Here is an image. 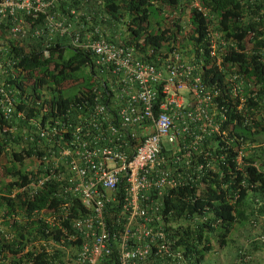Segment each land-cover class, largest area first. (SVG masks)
<instances>
[{
  "label": "trees",
  "instance_id": "trees-1",
  "mask_svg": "<svg viewBox=\"0 0 264 264\" xmlns=\"http://www.w3.org/2000/svg\"><path fill=\"white\" fill-rule=\"evenodd\" d=\"M261 6L248 0H60L49 8L64 13L82 37L89 32L96 37L98 28L157 67L177 52L179 62L191 65V74L198 73L213 92L208 107L218 131L205 133L195 147L185 132L175 147L161 148L170 158L165 166L178 169L186 181L160 197L168 251L152 255V264H264ZM0 43L7 48L0 83L14 102V116L0 109V264H74L84 235L73 219L86 208L53 176L58 146L40 135V127L57 120L70 130L95 96L115 117L114 74L95 62L92 50L73 45L67 33L48 42L45 35L19 40L0 23ZM192 108L193 102L183 111ZM18 111L23 115L16 117ZM187 150L188 164L185 157L174 162L172 156ZM25 158L34 166H24ZM115 193L105 214L108 224L118 227L123 182ZM160 243L156 239L152 248ZM112 258L115 254L102 257L99 264Z\"/></svg>",
  "mask_w": 264,
  "mask_h": 264
},
{
  "label": "built area",
  "instance_id": "built-area-1",
  "mask_svg": "<svg viewBox=\"0 0 264 264\" xmlns=\"http://www.w3.org/2000/svg\"><path fill=\"white\" fill-rule=\"evenodd\" d=\"M59 1L0 0V23H6L9 35L19 40L45 35L48 42L55 34H69L73 45L93 51L97 64L111 67L108 72L114 74L119 89L115 117L95 96L88 113H77L80 121L70 125V130L57 120L40 127V135L53 138L58 146L50 168L53 176L62 180L64 192L77 196L86 208L83 216L73 219L84 235L74 264H99L102 257L112 254L116 259L103 264H152V255L168 251L160 197L186 181L178 169L173 172L165 166L170 158L161 148L175 147L185 132L191 136L189 146L195 147L205 133L218 131L219 122L212 120L208 107L213 92L198 73L191 74V65L179 62L177 52L160 68L137 57L132 45L110 41L98 28L99 35L89 32L83 38L59 9L49 11ZM248 1L262 2L260 12H264V0ZM6 49L0 43V68ZM190 100L193 108L184 112ZM74 105L80 107L77 102ZM0 109L7 117L14 116L13 98L2 83ZM21 115L16 112V117ZM189 153L172 158L177 162L185 157L188 164ZM48 176L40 177L39 183ZM122 182L124 194L115 218L120 226L114 227L108 224L105 209L117 199L115 191ZM156 239L161 243L152 248Z\"/></svg>",
  "mask_w": 264,
  "mask_h": 264
},
{
  "label": "rangeland",
  "instance_id": "rangeland-1",
  "mask_svg": "<svg viewBox=\"0 0 264 264\" xmlns=\"http://www.w3.org/2000/svg\"><path fill=\"white\" fill-rule=\"evenodd\" d=\"M184 18H185V21L187 20V17H186V15L184 16ZM185 23V25L187 24V21L186 22H184ZM34 160L32 159V158H25V160H24V162H23V165L24 166H34Z\"/></svg>",
  "mask_w": 264,
  "mask_h": 264
},
{
  "label": "crops",
  "instance_id": "crops-1",
  "mask_svg": "<svg viewBox=\"0 0 264 264\" xmlns=\"http://www.w3.org/2000/svg\"><path fill=\"white\" fill-rule=\"evenodd\" d=\"M190 102H191V100H190Z\"/></svg>",
  "mask_w": 264,
  "mask_h": 264
}]
</instances>
